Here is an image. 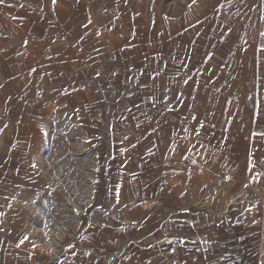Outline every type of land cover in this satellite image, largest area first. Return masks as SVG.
I'll return each instance as SVG.
<instances>
[{"label":"crops","instance_id":"crops-1","mask_svg":"<svg viewBox=\"0 0 264 264\" xmlns=\"http://www.w3.org/2000/svg\"><path fill=\"white\" fill-rule=\"evenodd\" d=\"M70 1L50 0L48 8L34 11L0 0L3 17L15 9L23 27L22 52L0 56L4 75L19 63L26 69L21 77L37 89L63 68L80 82L97 75L106 84L119 83L121 70L131 66L140 74L133 106L156 77L179 82L174 91L187 96L203 71L204 51L225 45L244 52L251 67L244 80L255 83L264 122V0H192L158 33L164 41L142 32L150 0ZM83 90L80 102L90 112L74 119L93 130L107 113V100L95 98L89 85ZM125 112L114 118L110 154L102 141H87L93 150L88 156L102 165L91 172L90 205L78 216L74 208L67 218L40 214L64 201L32 164L37 155L1 157L0 264H264V218L233 223L234 234L210 216L189 212L197 197L190 200L193 188L181 179L190 177L183 163L188 142L140 141L141 125ZM24 118L10 120L0 141H18L29 125ZM167 126L176 131L183 125L169 118ZM142 177L150 178L149 186H137Z\"/></svg>","mask_w":264,"mask_h":264},{"label":"rangeland","instance_id":"rangeland-1","mask_svg":"<svg viewBox=\"0 0 264 264\" xmlns=\"http://www.w3.org/2000/svg\"><path fill=\"white\" fill-rule=\"evenodd\" d=\"M12 1L21 9L34 11L46 9L50 4V0ZM190 2L192 0H155L154 5L150 0L144 9L149 13L147 30L142 32L156 33L153 40L164 41L158 33L168 20L188 8ZM68 4L78 2L73 0ZM14 10L6 18L0 12L1 57L4 50L19 53L23 46L22 17ZM152 11L156 16H152ZM204 52L203 71L187 96L174 91L179 82H165L156 77L150 82V88L133 100V106L131 99L137 94L140 74L131 66L121 70L119 83H101L97 75L80 82L72 71L63 68L58 78L50 77L42 88L39 83L34 89L35 81L21 77L26 69H21L19 63L7 68L9 75H4L5 68L1 65L0 139L6 131L4 126L14 117H25L29 125L22 130L18 141H0V159L15 153L37 155L38 161L32 164L43 172L45 186L61 193L64 201L59 206L40 210V214L67 218L68 209L74 208L78 216L90 205L91 172L102 163L88 156L93 150L87 141H102L106 154H110L114 118L126 109L124 117L133 114L141 125L140 141L188 142L183 163L190 177L181 179L182 184L193 188L194 194L188 195L190 200L197 197L196 209L189 212L210 216L233 233V223L264 218L263 106L255 83L244 80L251 67L245 65L242 50L222 45L221 49ZM114 72L116 75L119 70ZM84 84L91 87L95 98L107 100V113L93 130L74 119L90 110L80 102ZM14 108H23V111L14 115L11 113ZM169 118L181 122L182 128L169 130ZM140 181L143 186L150 185V178L142 177L137 186ZM107 185L104 181V187ZM72 195H75L74 201Z\"/></svg>","mask_w":264,"mask_h":264},{"label":"snow or ice","instance_id":"snow-or-ice-1","mask_svg":"<svg viewBox=\"0 0 264 264\" xmlns=\"http://www.w3.org/2000/svg\"><path fill=\"white\" fill-rule=\"evenodd\" d=\"M53 2L55 3V0H53Z\"/></svg>","mask_w":264,"mask_h":264}]
</instances>
